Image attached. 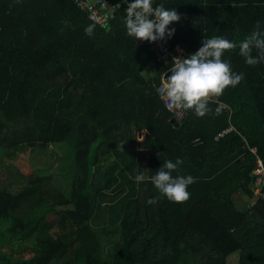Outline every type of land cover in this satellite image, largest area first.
Segmentation results:
<instances>
[{"label":"trees","instance_id":"obj_1","mask_svg":"<svg viewBox=\"0 0 264 264\" xmlns=\"http://www.w3.org/2000/svg\"><path fill=\"white\" fill-rule=\"evenodd\" d=\"M76 1L0 0V156L58 143L74 156L66 194L38 174L15 192L0 184V264H226L234 253L237 264H264V187L253 192L258 161L264 168V63L226 50L244 74L209 101L226 107L176 117L157 91L167 65L153 42L126 34V0H105L115 6L107 28ZM160 3L180 14L163 43L188 55L212 36L238 44L264 21L262 0ZM177 157L172 174L196 178L186 201L134 179ZM113 220L119 228L107 231Z\"/></svg>","mask_w":264,"mask_h":264},{"label":"clouds","instance_id":"obj_2","mask_svg":"<svg viewBox=\"0 0 264 264\" xmlns=\"http://www.w3.org/2000/svg\"><path fill=\"white\" fill-rule=\"evenodd\" d=\"M126 3L124 27L128 36L135 41L149 43L172 37L175 23L180 20V14L174 7L168 8L162 3L154 6V0H126ZM104 27L107 28V25ZM94 28L95 24L90 23L85 26L84 33L91 36ZM237 47L246 64L264 63V21H255L251 32L238 44L224 36H212L203 38L198 50L187 57H174L170 74L165 77L162 73L161 84L157 88L166 108L185 113L190 110L196 117L213 111L219 114L223 101L216 100L214 110L210 108L209 101L220 97L226 87H235L244 76L242 72L233 71L229 60L224 58L226 50ZM253 50L255 55L251 54ZM181 163L180 157L166 159L151 177H146L141 171L134 179H150L166 199L182 203L189 198L188 185L194 183L196 178L190 174L174 176L173 171ZM153 202V199L148 200V203Z\"/></svg>","mask_w":264,"mask_h":264},{"label":"rangeland","instance_id":"obj_3","mask_svg":"<svg viewBox=\"0 0 264 264\" xmlns=\"http://www.w3.org/2000/svg\"><path fill=\"white\" fill-rule=\"evenodd\" d=\"M151 73V72H150ZM149 74V73H148ZM74 166L73 148L67 144L58 143L52 144L45 149L38 148L26 149L16 153L13 157L0 156V184L6 185L7 189L15 192L28 183L31 185V180L38 174L43 176L46 181V187H49L55 192L66 194L69 188L70 180L67 174L72 172ZM236 196L235 198H238ZM113 220L111 225H105V228L112 230L119 228V223ZM95 231L100 236L103 232L101 226L93 225ZM113 232L109 234L113 236ZM100 236V244L105 247L109 241ZM120 239H118V242ZM100 250L101 256H105L108 252ZM115 249H110L113 253ZM238 256L235 253L231 258H227L226 264H237ZM179 264H192V259L188 257L187 260H181Z\"/></svg>","mask_w":264,"mask_h":264},{"label":"built area","instance_id":"obj_4","mask_svg":"<svg viewBox=\"0 0 264 264\" xmlns=\"http://www.w3.org/2000/svg\"><path fill=\"white\" fill-rule=\"evenodd\" d=\"M76 2L80 6V8L87 9V11L89 12L88 16L91 21L100 24L101 26L105 25L108 15L110 16L112 15V13L114 14L115 11V6L108 5L105 2V0H96L95 1L96 7L87 4L83 0H78ZM153 47L158 52L156 60L160 63H164L165 65H167V68L162 72L165 75V77L166 74L170 72L169 69L172 63V59L174 57L183 58L188 56V54L179 46L176 45L174 47H170L169 45H165L162 40L153 42ZM162 73L160 75V84H161ZM162 103L165 106V102L163 100ZM220 107L225 108L226 106L222 104L220 105ZM172 112H174L176 117L183 116V112H178L175 110H173ZM253 173L257 176L253 184V192L255 195H261L262 187H264V168L262 166L261 161H258V166L256 167Z\"/></svg>","mask_w":264,"mask_h":264},{"label":"crops","instance_id":"obj_5","mask_svg":"<svg viewBox=\"0 0 264 264\" xmlns=\"http://www.w3.org/2000/svg\"><path fill=\"white\" fill-rule=\"evenodd\" d=\"M235 254V253H234ZM234 254H232V255H234ZM232 255H230V256H228L227 258H231L232 257ZM227 260V259H226Z\"/></svg>","mask_w":264,"mask_h":264}]
</instances>
